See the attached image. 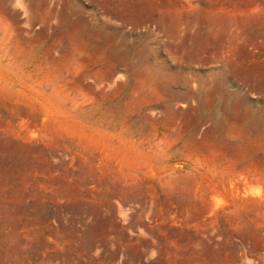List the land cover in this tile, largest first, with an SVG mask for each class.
Returning a JSON list of instances; mask_svg holds the SVG:
<instances>
[{"label": "rangeland", "instance_id": "374dc122", "mask_svg": "<svg viewBox=\"0 0 264 264\" xmlns=\"http://www.w3.org/2000/svg\"><path fill=\"white\" fill-rule=\"evenodd\" d=\"M0 264H264V0H0Z\"/></svg>", "mask_w": 264, "mask_h": 264}]
</instances>
